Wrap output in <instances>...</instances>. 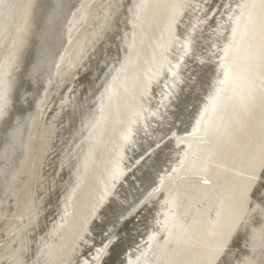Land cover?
<instances>
[{"label":"bare ground","instance_id":"bare-ground-1","mask_svg":"<svg viewBox=\"0 0 264 264\" xmlns=\"http://www.w3.org/2000/svg\"><path fill=\"white\" fill-rule=\"evenodd\" d=\"M136 212L115 264H264V0H0V264Z\"/></svg>","mask_w":264,"mask_h":264},{"label":"rangeland","instance_id":"rangeland-1","mask_svg":"<svg viewBox=\"0 0 264 264\" xmlns=\"http://www.w3.org/2000/svg\"><path fill=\"white\" fill-rule=\"evenodd\" d=\"M137 213L138 212H136L135 213V215L134 216H132L131 217V219H129L128 221H127V226H126V229H124V227H123V232H125V234H123V238L122 239H119L118 240V243L119 244H123L124 243V240H126V238H128V237H130V236H128V235H131L132 233H134V231H133V222H139V221H137V220H135V219H137V217H135L136 215H137ZM111 215H114V211L113 212H111ZM114 217V216H113ZM135 217V218H134ZM141 217H142V219H141ZM139 219H141V220H145V218H144V216H141ZM140 220V221H141ZM129 221H132V222H129ZM143 221H141V222H143ZM132 228V229H131ZM126 230V231H125ZM127 235V236H126ZM120 241V242H119ZM119 256V255H118ZM118 259V258H117ZM117 259H112L111 260V256L109 255V257H108V259L106 260V262L107 263H105V264H115L116 262H117ZM114 261V262H113Z\"/></svg>","mask_w":264,"mask_h":264},{"label":"water","instance_id":"water-1","mask_svg":"<svg viewBox=\"0 0 264 264\" xmlns=\"http://www.w3.org/2000/svg\"><path fill=\"white\" fill-rule=\"evenodd\" d=\"M149 177L150 176H148V175H146L145 176V178H144V182H148L149 181ZM142 185V184H141ZM141 187L142 186H140V189H141ZM140 189H138V188H136L135 189V191H132V194L134 193H138L139 191H140ZM112 217H113V215H112ZM113 219H114V217H113ZM127 221H128V219H124L123 221H122V227H124V229H126V224H127ZM127 242L125 241L123 244H116V246L113 248L112 247V252H111V254H110V256H111V260L112 259H117V258H119L118 257V255L120 254V252L123 250V248L125 247V244H126Z\"/></svg>","mask_w":264,"mask_h":264}]
</instances>
